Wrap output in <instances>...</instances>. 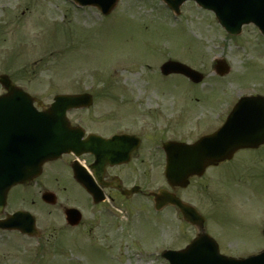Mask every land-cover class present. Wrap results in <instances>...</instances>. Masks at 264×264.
Masks as SVG:
<instances>
[{"label":"rangeland","instance_id":"374dc122","mask_svg":"<svg viewBox=\"0 0 264 264\" xmlns=\"http://www.w3.org/2000/svg\"><path fill=\"white\" fill-rule=\"evenodd\" d=\"M70 3L0 0V73L43 101L53 93L49 88L65 93L90 89L97 108L109 104L126 120L152 119L159 137L172 128L177 135L194 134L193 125L210 122V110L232 107L236 94H264V38L253 25L244 26L233 37L193 2H184L174 15L159 0H119L106 16L95 8ZM218 57L230 67L224 77L213 73V58ZM168 58L202 72L203 82L194 84L179 75L163 77L159 66ZM201 109L207 116L197 120ZM261 156L254 151L240 154L225 166L227 174L217 173L221 174L218 182L197 186V181L210 177L206 174L179 192L205 216L206 231L220 242L222 253L242 257L264 248ZM150 178L152 189L163 184L158 170ZM125 207L130 214L118 221L117 233H132L135 228L134 235L144 248L138 251L137 243L130 245V237H121L120 251L127 264H167L152 251L183 247L196 232L169 208L153 215L152 204L145 198L127 201ZM152 221L157 229L147 224ZM78 243L82 242L66 239L55 250L51 246L43 247L44 253L36 249L31 257L35 260L27 263L40 264L50 257L54 260L48 264H112L116 259L117 248L73 245ZM63 246L72 247V258H57L60 251L56 249ZM4 247L0 243V263L8 261L6 253L13 254Z\"/></svg>","mask_w":264,"mask_h":264},{"label":"flooded vegetation","instance_id":"af4514ba","mask_svg":"<svg viewBox=\"0 0 264 264\" xmlns=\"http://www.w3.org/2000/svg\"><path fill=\"white\" fill-rule=\"evenodd\" d=\"M48 91L53 92L50 96L65 93L60 89L49 88ZM85 91L84 89H73L72 93H84ZM101 107L97 108L95 103L86 109L68 111L70 123L81 125L84 132L82 139L100 136L105 140L103 145L113 138L121 137L117 141L112 140L117 146L113 143H107L105 146H113L112 152L116 156L124 155L126 152L127 161L101 164L91 152L64 153L58 159L46 162L38 177L28 183L13 186L7 194L5 206L0 210V221L19 210L28 212L33 216L38 236L31 237L14 229L0 227V243L5 245L4 251L9 249L13 251V254L6 253L8 261L0 264H14V261L20 259L28 261L30 253L35 252L36 249L44 253L42 248L51 246L52 250H55L61 240L70 239L71 243L79 240L82 242L86 237L92 244L110 249L118 247L120 238L126 236L124 231L117 233L120 225L115 218L109 216V205L114 208H124L129 212L125 208V203L140 194L125 198L122 191H132L134 186H139V191L142 192L151 190L150 176L157 170L158 173H162L166 155L157 145L156 127L149 120H126L120 111L114 110L113 107L110 109L111 105L104 104ZM218 126L212 123L199 127V136L213 132ZM169 133L170 140L185 141L192 138V136L188 137V131L178 136L172 128L169 129ZM117 148L122 149V152H117ZM14 150L16 148L11 147V152ZM241 152H237L236 155H240ZM74 162L87 171L89 186L98 190L104 197L103 200L94 203L93 195L74 178L72 169ZM227 162L229 161L207 167L202 176L190 177L186 187L177 185L173 187V190L179 194L189 188L192 182L202 180L206 174L210 177L202 182L204 185L197 181V186H205L208 181L218 182L220 174L217 176V173H220L221 167H225ZM72 208L79 209L81 212L78 213L79 222L77 224L72 222V215L68 213V210ZM122 230H124L123 226ZM65 231L68 232L65 234ZM11 235H21L32 239L25 243L32 247L21 248L22 244L12 241ZM127 236H131L130 232ZM131 242L134 243L133 239ZM73 245L80 247L82 243ZM64 247L56 250L61 252Z\"/></svg>","mask_w":264,"mask_h":264},{"label":"water","instance_id":"95a60500","mask_svg":"<svg viewBox=\"0 0 264 264\" xmlns=\"http://www.w3.org/2000/svg\"><path fill=\"white\" fill-rule=\"evenodd\" d=\"M75 2L85 5H95L101 9L102 12L107 13L116 3L117 0H74ZM168 4L178 10V6L184 0H166ZM199 5L210 8L215 11L216 16L219 22L231 33H238L240 31V27L242 23H246L249 21H253L256 23L261 31L264 33V0H196ZM161 72L164 74L169 73H182L193 81H199L201 79V75L187 66L176 62V61H167L162 64L160 68ZM228 71V67H226L223 63L217 67V72L220 74H224ZM0 83L4 88H6L9 93L7 94L8 97H0V104H10L11 102L17 103L16 97H22L25 103H28L31 107L33 98L28 95L27 93H23L19 91L8 79L6 75H0ZM81 97H56L57 103L53 104L50 109H46L48 114H51L53 119L60 120L67 126L66 118L63 114L66 108L70 106H83L90 103L85 99H79ZM264 102V100H262ZM242 103H248L247 100H243ZM239 109V107H237ZM56 113H55V112ZM57 116L55 117L54 116ZM59 114V115H58ZM262 121H259V125L264 123V109L262 110ZM253 128H256L255 126ZM53 129L56 132H60V130L53 126ZM252 136H255L254 133ZM252 136H249L248 142H241L238 144L230 143L231 148L230 150L233 151L237 148V146H247L253 145L254 142H250L252 140ZM215 140V139H212ZM220 147L221 149L224 146V143L229 140L228 137H225L223 133L220 134ZM42 147L38 149L37 153H35V160L36 165L40 166L45 160L54 158L56 154H59L61 150L67 149L71 146V143H58L53 140H45L39 143ZM192 147V146H191ZM191 147L182 148V151L189 157V160L195 159L199 155V151L201 147ZM55 153H51L53 151ZM57 151V152H56ZM229 152V151H228ZM99 154V153H97ZM231 153H227L226 156H230ZM221 155H218L216 158H222ZM202 158V166L197 167L192 170L193 172H199L201 167L209 164L212 162L213 158L204 157V155L200 154ZM214 158V159H216ZM34 174V173H32ZM171 175H168V177ZM17 176H10L7 177L9 184L11 182H15ZM185 178V177H183ZM7 182V183H8ZM161 197V196H160ZM158 200V195H156ZM172 202H175L180 209L182 210L185 218L200 226L202 224V218L191 208L183 205L178 199H171ZM159 206V204L157 205ZM167 257L170 259V264H264V251L256 256L249 257L246 259H233L230 257L221 256L218 253L216 243L206 234L202 233L194 239L189 246L185 250L180 252H167Z\"/></svg>","mask_w":264,"mask_h":264}]
</instances>
